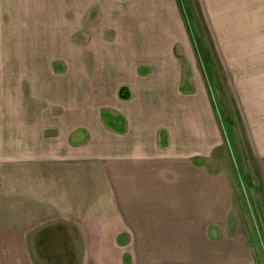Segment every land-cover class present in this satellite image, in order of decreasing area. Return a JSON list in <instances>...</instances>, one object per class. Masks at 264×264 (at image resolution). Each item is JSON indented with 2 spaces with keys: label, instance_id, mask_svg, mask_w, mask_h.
<instances>
[{
  "label": "crops",
  "instance_id": "0c3cea01",
  "mask_svg": "<svg viewBox=\"0 0 264 264\" xmlns=\"http://www.w3.org/2000/svg\"><path fill=\"white\" fill-rule=\"evenodd\" d=\"M130 1V44L102 51V64L72 28L91 0H0V264L264 257L245 235L251 215L264 232V51L234 69L242 95L229 88L259 189L236 213L214 108L201 87L182 89L175 2Z\"/></svg>",
  "mask_w": 264,
  "mask_h": 264
},
{
  "label": "rangeland",
  "instance_id": "374dc122",
  "mask_svg": "<svg viewBox=\"0 0 264 264\" xmlns=\"http://www.w3.org/2000/svg\"><path fill=\"white\" fill-rule=\"evenodd\" d=\"M174 2L186 35L183 43L179 41L174 49L182 65V89L191 94L201 87L209 98L223 137L222 146L215 152L219 167L236 181V188H232L234 199H237L234 202L235 212H245L243 200L248 205L250 199H256L259 189L240 122L234 112L235 95L230 93L229 88L231 85L236 97L242 95L239 83H244L243 74L241 69H234L257 65L255 58L245 56L251 51H264V0ZM91 3L89 10L80 12L77 24L72 28L76 29L77 48L86 44L84 49H91V54L99 56L97 60L103 64L102 51H111V45L130 44L133 27L131 1L91 0ZM60 29L67 30L66 23ZM92 60L86 61L90 64ZM95 64L94 59L91 65ZM103 115L106 119L109 112ZM250 173H253L252 179ZM248 207L249 213L250 209L256 213L252 204ZM251 220L252 225L245 226L248 231L245 235L253 245V254L258 258L264 254V247L258 244H264V232L256 215H251ZM232 221L235 222V218ZM236 221L243 224L240 217ZM258 264H264V257L260 262L258 259Z\"/></svg>",
  "mask_w": 264,
  "mask_h": 264
},
{
  "label": "trees",
  "instance_id": "16d2710c",
  "mask_svg": "<svg viewBox=\"0 0 264 264\" xmlns=\"http://www.w3.org/2000/svg\"><path fill=\"white\" fill-rule=\"evenodd\" d=\"M118 96L120 98H123V99H126V98H129L130 97V91L127 88V86L122 85V86L119 87Z\"/></svg>",
  "mask_w": 264,
  "mask_h": 264
}]
</instances>
